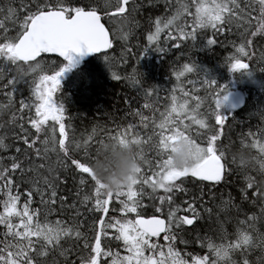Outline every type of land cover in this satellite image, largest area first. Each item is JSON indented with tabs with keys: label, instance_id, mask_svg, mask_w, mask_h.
<instances>
[{
	"label": "snow or ice",
	"instance_id": "snow-or-ice-1",
	"mask_svg": "<svg viewBox=\"0 0 264 264\" xmlns=\"http://www.w3.org/2000/svg\"><path fill=\"white\" fill-rule=\"evenodd\" d=\"M257 5L258 7L254 6L251 0L243 6L240 0H189L188 3L181 4L171 18L158 17L155 20V31L147 35L148 43L143 49V55L149 50L167 54L168 49L160 44L161 33L173 42L172 47L179 48L181 42L189 40L192 47H195L198 30L211 28L214 33L230 31L235 24L237 28L243 29L240 33L243 42L238 47L234 45L236 52L226 58L225 64L232 72H247L250 75L249 64L242 59L250 56L248 48L254 41L249 37H264V0H257ZM21 7L25 8L22 20L11 0L6 7L0 6V15L3 16L0 19V62L6 68L15 66L16 75L5 85L12 89L7 95L14 94L21 81L31 89V102L21 100L18 111L22 114V119L25 109L29 114L34 110V117L30 115L28 122L35 131L29 130L23 135L22 145L27 147L15 148L17 154L28 159L23 160L20 155H15L10 158V167L7 164L0 166V226L4 229L0 239V264H264V143L260 140L254 139L249 144L242 141L244 147L258 149L257 155H251L248 159L243 155L239 159L233 156L231 160V164H238L245 179L237 197L242 203L258 204V215L255 212L251 215L244 213L243 219L236 220L235 230L231 233L225 227L227 220L221 221L217 215L219 228L215 238L196 236L190 241L183 239L181 234L188 230L186 225L195 227L196 222L201 219L195 202L185 201L186 207L183 209L179 206L172 207L175 194L187 191L185 183L227 186L234 173L227 155L218 143L228 119L220 110L228 98L227 86H218L214 79L203 72L205 79L202 83L212 90L209 93L212 103L208 105L209 111L200 112L204 103L201 97H193L196 103L191 107L188 99L180 102L175 93L178 88L184 97H188L189 93L181 86V78L202 71L195 61L173 69L178 84L177 88L171 90V104L160 113L159 123L152 121L155 128L160 129L156 133V162L153 164L147 161L137 151L141 140L132 132L135 126L129 124L123 132L110 138L122 145L131 144L136 150L140 166L126 186L116 191L110 190L94 167L101 159L99 150L95 158L89 155L91 136L83 145L75 144L76 149L83 147L86 157L84 161L69 155L72 145L68 142L67 129L70 126L65 123V107L62 102L54 100V94L59 91L64 73L74 67L73 54L82 56L102 53L108 63L109 57L105 50L112 48L113 39L105 18L112 23H115L116 18L129 22V17L137 10L134 0H104L102 6L100 0H29V4H22ZM253 12L258 15L254 17ZM182 17H191V25L177 24L176 21ZM9 19L14 23L19 22L15 35H9L5 24ZM173 28L175 31H172ZM120 30L121 38L126 40L128 33L123 32L122 28ZM216 43V39H208L206 46L211 47ZM48 54L62 58L67 63L57 64V60L46 63ZM261 60H264V53L261 54ZM137 73L138 69H133L132 80L139 84L141 81L137 79ZM112 76L120 79L116 73H112ZM188 83L193 81L189 80ZM158 93L156 86L144 89L146 99L155 94L159 101ZM13 107L10 99L7 105L0 106V112L7 114L12 112ZM144 108L151 109L152 105L145 103ZM135 115L140 117L141 123L147 128L148 124L145 122L149 117L139 111ZM261 116L264 117V112ZM16 120L15 112H12V123ZM185 120L206 130L203 143L192 138L189 134L190 124L185 123ZM213 120L214 124L211 123ZM20 128L23 130L24 125L21 124ZM180 137L194 145L191 153L193 163L190 167L176 168L172 164L171 152L175 148L171 146ZM38 142L43 145V149L37 146ZM7 148L4 138L0 137V149ZM33 151L42 160L48 159L49 152H55L58 156L62 153L60 165L67 168L64 159L70 160L80 174V185L91 183L92 192L81 201L90 203L88 211L95 216L91 240L81 231L78 221L80 211L76 203H69V197L58 192L64 181H61L59 175H54L51 179L42 176L40 170L45 164H34L30 159ZM93 159L94 164L88 162ZM103 159L106 170L119 167L118 160L107 156ZM143 164H148L153 169L150 176L143 175ZM48 171L52 173L54 169L49 167ZM249 172L255 174L249 175ZM83 174H87L89 179H85ZM145 185L151 189V193L145 192ZM158 192L163 195L157 196ZM146 194L149 199L159 200L160 206L155 208L156 213H163L165 205H168V212L163 216L145 217L143 200ZM36 196L40 197L39 203L43 210L41 207H34ZM114 200L120 205L119 217L110 215V205ZM242 203H234V198L229 193V198L218 207L226 214L235 208L239 214ZM72 210H75L76 219L71 223L64 219H49L53 214L62 216ZM180 211L185 215H178ZM204 211L211 216L213 210L206 208ZM187 213H192V216L189 217ZM178 238L185 245L198 242L201 248H207V254L200 255L190 251L182 255L175 246ZM113 241L120 242L127 254L122 256L119 252H113ZM85 250L87 255H82ZM255 250H259L261 255L256 261H252L249 257Z\"/></svg>",
	"mask_w": 264,
	"mask_h": 264
},
{
	"label": "trees",
	"instance_id": "trees-1",
	"mask_svg": "<svg viewBox=\"0 0 264 264\" xmlns=\"http://www.w3.org/2000/svg\"><path fill=\"white\" fill-rule=\"evenodd\" d=\"M10 0H0V6H7ZM12 6L18 10V16L22 20L25 14V8L21 7L22 4H29V0H11ZM189 0H134L136 11L129 17V22L125 23L119 18H116L115 23L107 22L106 26L110 30L111 38L113 39V46L106 53L109 57L108 63L105 62L104 56L99 55L92 58L87 62H82L81 66L70 70L67 78L61 81L59 91L54 94V100L57 103L62 102L65 107V123L68 127V142L72 145V150L69 155L72 158H78L84 161L86 159L84 149L75 148L76 143L83 145V142L90 136L92 139L89 141V155L93 158L97 156V150L100 152L101 145L111 141L112 136H116L118 132H123L129 124L134 125L132 132L137 135L141 140L137 151L141 152L143 157L152 162L157 160L158 136L160 129L155 128L152 123L160 121V113L164 112L166 107L171 104V90L177 88L178 82L173 75V69H178L184 63L195 61L199 70L202 72H193L181 78V86L189 93L188 97L177 88L176 95L180 102L184 99L189 100L191 107L195 106L196 101L193 97L199 96L203 99L204 103L200 112L209 111L208 105L212 103V97L209 93L212 91L208 88L207 84L202 83L205 79L204 73L214 79L218 86L226 85L228 94L232 91H239L244 97V104L239 109L228 108L224 101L221 112L228 117L224 127L223 136L220 143L225 154L228 157L231 168L234 170L233 175L229 178L227 186L221 184L217 187L200 184L196 185L191 182L184 184L187 189L186 192L176 193L174 196V204L172 207L179 206L181 209L186 207L185 201L195 202L197 211L201 215V219L196 222L195 227H186L188 229L182 233L183 239L194 240L196 236L200 237H216L219 224L217 223V215L220 220H227L225 227L229 233L233 232L236 227V220L243 219L244 213L251 215L255 212L257 215L260 212V206L253 205L251 202H241L237 197L241 186L245 183L244 175L238 169V164H231L233 156L238 159L243 155L246 159L251 155H257L258 149L246 148L242 145L249 144L254 139L260 140L264 143V117L261 113L264 112V60H261V54L264 53V37H249L254 43L248 48L250 56L242 58L244 63L249 64L251 74L247 72H232L225 64L226 58L232 56L243 41L241 39V31L243 29L237 28L233 24L230 31L216 32L211 28L205 30H198V36L195 47H192V42H181L179 48L172 47V41L168 40L164 33H161L160 44L162 47L168 49L167 54L157 53L149 50L143 55V49L147 45V35L155 31L154 23L158 17L171 18L175 15L177 9L181 4L188 3ZM242 6L249 2V0H240ZM104 0H100L101 6ZM254 6H257V0H251ZM257 16V12L252 13ZM0 19L3 16L0 15ZM18 21L13 22L12 19L6 20L5 24L9 30V35H15ZM177 24L191 25V17H182L176 21ZM255 23V21H253ZM128 33V38H121V30ZM175 31V28L172 29ZM208 39H216L217 43L211 47L206 46ZM234 45L236 47H234ZM129 49L131 51H129ZM52 60H57V64H65V62L55 58L46 56V63H51ZM15 66L6 68L0 62V106L7 105L9 100L13 102L12 112H15L17 120L12 123V112L7 114L0 112V137L4 138V142L8 145L7 150L0 149V166L7 164L10 167V158L15 155H20V158L27 160L28 157L17 154L16 147H27L22 145V137L25 132L32 129L31 124L28 122L30 115L34 117V110L31 114L25 109L23 118L18 111L20 101L25 100L31 102V89L28 84L21 81L17 84V91L11 96V87H6L8 80H11L16 75L14 71ZM133 69H138L137 79L141 83H134L132 80ZM112 73H116L120 79H114ZM30 80L31 77H26ZM191 80L193 83H188ZM153 86L159 89V101L156 100L154 94L150 98H145L144 89H151ZM215 87V86H214ZM145 103L152 105L151 109L144 108ZM158 109V111H154ZM142 112L143 115L149 117L145 123L148 127L145 128L140 121V117L136 116V112ZM185 123L190 124L189 134L197 142L203 143L205 129H200L198 125L192 123L190 120H185ZM214 124V120L211 121ZM23 124L24 128L21 130L20 125ZM252 133V135H249ZM151 137V139H149ZM35 138V137H33ZM57 138L59 139V131L57 126ZM37 146L43 149V145L39 142ZM63 158L61 153L59 156L55 152H49L48 159L42 160L32 152L30 159L35 165L44 163L45 167L40 170L42 176H47L49 179L54 175H59L61 181H64L59 188L60 195L69 197V203L75 202L76 207L80 211L78 221L81 225V231L87 236L89 240L93 237L92 221L95 218L94 214L88 211L91 206L90 203H81L85 195L92 192L91 183L80 185V174L71 165L70 160L64 159V163L68 165L64 168L60 165L59 161ZM102 159V157L100 156ZM95 163V159L88 161ZM49 167L54 169L52 173L48 171ZM143 175L150 176L153 169H150L148 164L142 165ZM249 175H254V172H249ZM85 179H89L87 174H83ZM65 177L67 179L65 180ZM75 177V179H73ZM146 193H151V189L144 186ZM231 193L234 198V203L241 204V211L237 214L236 209L233 208L229 213H224L218 207L221 202L229 198ZM157 196L163 195L162 192L156 193ZM40 197H35L34 207L43 206L39 203ZM144 210L145 217L152 215L166 214L169 210L168 205L164 206L163 213H156L155 208L160 206L159 200L149 199L146 194L144 196ZM119 203L113 201L110 205V215L120 216ZM206 208L212 209V214L205 212ZM98 215V214H96ZM178 215H185L180 211ZM189 217L192 213H187ZM51 220L64 219L71 223L76 219L75 210L64 213L62 216L53 214L49 217ZM3 226H0V239H2ZM161 243L164 241L161 240ZM83 240L80 242L82 247ZM70 246V245H66ZM176 248L181 254L194 252L196 254H207V248H201L199 243L185 245L180 243L177 239ZM113 252H119L122 256L126 255L122 244L113 241L111 244ZM87 255V251L81 253ZM261 253L255 250L250 254V259L256 261ZM76 259L75 256L72 257ZM239 259V257H236Z\"/></svg>",
	"mask_w": 264,
	"mask_h": 264
},
{
	"label": "clouds",
	"instance_id": "clouds-1",
	"mask_svg": "<svg viewBox=\"0 0 264 264\" xmlns=\"http://www.w3.org/2000/svg\"><path fill=\"white\" fill-rule=\"evenodd\" d=\"M175 151L171 152L172 164L176 168L190 167L193 163L191 153L194 151V145L180 137L175 145ZM100 156L94 167L97 175L105 182L110 190L116 191L122 186H126L129 178L136 175V168L140 162L136 159V150L131 144L122 145L118 141L111 140L101 145ZM116 159L119 161V167L115 170L105 169L103 157Z\"/></svg>",
	"mask_w": 264,
	"mask_h": 264
},
{
	"label": "water",
	"instance_id": "water-1",
	"mask_svg": "<svg viewBox=\"0 0 264 264\" xmlns=\"http://www.w3.org/2000/svg\"><path fill=\"white\" fill-rule=\"evenodd\" d=\"M106 53L109 51V49L105 50ZM99 55H102V53H90V54H84V55H79V54H73V57H74V61L79 59L81 60L82 62H87L89 60H91L92 58L94 57H97ZM47 56H50V57H55L57 58L56 56L52 55V54H48ZM61 61H64L62 58H57ZM230 104L232 106L233 109H239L243 106L244 104V97L243 95L239 92V91H236L234 93V95L231 97L230 99ZM150 217V216H149ZM186 227H191V226H187Z\"/></svg>",
	"mask_w": 264,
	"mask_h": 264
},
{
	"label": "rangeland",
	"instance_id": "rangeland-1",
	"mask_svg": "<svg viewBox=\"0 0 264 264\" xmlns=\"http://www.w3.org/2000/svg\"><path fill=\"white\" fill-rule=\"evenodd\" d=\"M63 62L67 63V61H63ZM81 64H82V61H81V60H79V59L75 60L74 67H72L70 70L80 67ZM70 70L64 73L63 77L61 78V81H62L63 79H65V78H67L68 73L70 72ZM235 92H236V91H232V92H230V93L228 94V98L225 100V103L227 104V107H228V108H232V106H231V104H230V99H231V97L234 95ZM232 109H233V108H232Z\"/></svg>",
	"mask_w": 264,
	"mask_h": 264
}]
</instances>
